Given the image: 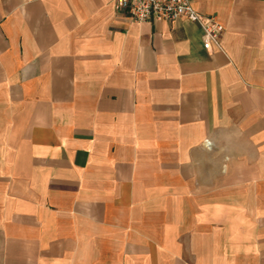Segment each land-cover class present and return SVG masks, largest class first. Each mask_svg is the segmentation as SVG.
Returning <instances> with one entry per match:
<instances>
[{
    "label": "crops",
    "instance_id": "crops-1",
    "mask_svg": "<svg viewBox=\"0 0 264 264\" xmlns=\"http://www.w3.org/2000/svg\"><path fill=\"white\" fill-rule=\"evenodd\" d=\"M191 3L0 0V264H264V0Z\"/></svg>",
    "mask_w": 264,
    "mask_h": 264
},
{
    "label": "built area",
    "instance_id": "built-area-1",
    "mask_svg": "<svg viewBox=\"0 0 264 264\" xmlns=\"http://www.w3.org/2000/svg\"><path fill=\"white\" fill-rule=\"evenodd\" d=\"M112 8L132 23L174 22L179 20L196 23L202 30V46L206 51H221L224 28L213 16L197 12L191 0H111Z\"/></svg>",
    "mask_w": 264,
    "mask_h": 264
}]
</instances>
